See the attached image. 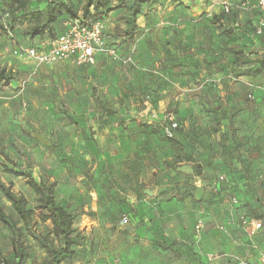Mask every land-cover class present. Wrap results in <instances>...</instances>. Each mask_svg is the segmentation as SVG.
I'll return each instance as SVG.
<instances>
[{
	"label": "rangeland",
	"instance_id": "1",
	"mask_svg": "<svg viewBox=\"0 0 264 264\" xmlns=\"http://www.w3.org/2000/svg\"><path fill=\"white\" fill-rule=\"evenodd\" d=\"M129 1L105 0L107 6L91 7L88 18L102 24L122 54L147 62L148 39L138 49L135 37H126ZM158 1L136 0L138 24L166 15V4L158 6ZM74 2L84 15L87 0ZM18 3L0 0L4 24ZM246 3V9L242 0L230 4L232 13L222 17L230 26L226 34L234 33L236 22L242 33H254L259 11L254 2ZM28 5L47 6L42 0ZM31 26H16V41L4 32L0 38V66L13 78L0 83V205L22 228L16 237L0 221V256L8 264H45L50 242L63 244L49 234L51 223L39 218L38 195L25 177L5 172L8 166L55 183L57 201L75 213L73 248L79 256L62 264H264V50L221 51L206 69L192 71L188 81L172 74L159 86L167 103L157 106L142 81L144 70L135 63L103 57L90 67L75 62L39 66L25 60L20 45L38 41L28 38ZM55 27L60 31L62 22ZM260 43L264 47V37ZM189 59V54L179 58ZM218 70L219 81H211ZM89 74L94 82L85 81ZM117 74L126 80H117ZM95 82L107 91L97 87L92 96H107L123 113L88 114L98 109L86 102ZM75 83L82 85L80 92ZM170 118L184 125L177 132L180 142L163 133L162 124ZM1 185L36 210L28 225ZM130 196L135 203L127 201ZM120 205L125 210L118 211ZM253 219L262 223L255 234L244 223ZM194 245L206 250L207 260L192 253Z\"/></svg>",
	"mask_w": 264,
	"mask_h": 264
},
{
	"label": "crops",
	"instance_id": "2",
	"mask_svg": "<svg viewBox=\"0 0 264 264\" xmlns=\"http://www.w3.org/2000/svg\"><path fill=\"white\" fill-rule=\"evenodd\" d=\"M172 1L173 0L158 1V6H161L162 3L166 4L165 7L168 12L165 16L154 15L149 19H144L140 24H138V34L135 37L134 43L136 48L141 49V44L144 39H148L150 42L149 46L151 47H149L148 61L144 62L139 59V63L135 61V66L144 70L142 74V81L146 82L148 85L147 89L151 92L157 102V106H159V104L160 106H165L167 103L166 99L163 98L164 95L162 90L159 89V86H162L163 83L170 80L172 78V74H180L179 78L181 82L184 80L188 81L192 71L206 69L211 61H215L219 58L218 56L221 51L242 50L244 52H253L254 50H252V47H255V50H260V53L262 54L264 50L262 43L259 44L260 38L257 36L250 33H242V31L235 28H233L234 33L232 35H228L224 32L225 30H228L230 26L222 20L224 27L221 28V24L218 19L215 20L216 16L223 11L225 5L233 4L235 3V0ZM248 2L250 3V1ZM232 27H234V24H232ZM181 54H189L191 59L188 61L179 60ZM135 55L137 58L140 57V53L138 54L135 52ZM103 57L104 56L99 55L96 62L103 59ZM70 62L74 63L73 61H69L58 64L61 65ZM214 64L212 65V67L214 66L212 71L215 73L216 68ZM217 64L219 65L220 62ZM85 67H90V65H85ZM214 73L212 74L214 75ZM122 75L123 74H117L116 79L124 82L126 78ZM216 75L218 78H212L211 81H219V78L221 77L219 70ZM85 81L94 82L95 80L93 75L89 74V76L86 75ZM76 86L79 87L78 91L80 92L82 85L80 83H75L74 87ZM97 87H99L100 90L107 91V87H104L103 83L95 82L94 88L92 87V90L87 93L88 101L86 102H88V105H93L94 103L97 105L96 107H98V109L96 111L93 109L88 114L91 116L96 114L98 118L99 116H104L103 118H106L108 109L117 110L119 114L123 113V110H119L118 107L113 108V104L108 102L107 96L102 95L100 99L93 97V92L94 94L96 93ZM151 108L152 106H149L148 109L150 110ZM127 201L135 203L136 198L130 196ZM132 205L135 207L134 204ZM120 207L122 206L120 205L116 209L120 211ZM94 208L99 210L100 207L92 205L91 209ZM122 209L125 210V207L123 206ZM175 235H179V233H176ZM191 247L192 253H194L196 257L201 256V260L208 259L205 252L206 250H203L202 247L195 245Z\"/></svg>",
	"mask_w": 264,
	"mask_h": 264
},
{
	"label": "trees",
	"instance_id": "3",
	"mask_svg": "<svg viewBox=\"0 0 264 264\" xmlns=\"http://www.w3.org/2000/svg\"><path fill=\"white\" fill-rule=\"evenodd\" d=\"M28 1L29 0H19L17 8L10 15V21L8 24H4L0 20V36H2V32H4L8 34L10 38L15 40V37L13 36V31L16 26L31 24L32 26L28 29L27 32L28 38H31L33 40L37 37L38 41L37 43L34 42L30 45H38L43 41L56 39L61 33H63L65 29V23L71 19L79 18L89 23L97 22L88 18L90 14V8L94 7L96 11H98L100 8L103 9L107 6L105 0H87L84 9V15L81 16L79 15V12L75 7L74 0H42V2L46 3L47 5L45 10L40 8H33L31 5H28ZM236 1L237 0H235V2ZM246 1H252L255 3V0H242V4L246 3ZM128 5L131 13V20L130 30L126 32V37L129 39H134V37H136L135 33L139 29L137 17L141 13V9L136 5V0H130ZM110 11L111 8H106V12ZM226 13L230 14L232 13V10H230V12H227L224 7L223 12L218 14L215 20L218 19L219 22H222V20L224 21L222 17H224ZM60 21L62 22V28L60 31L56 32L55 25ZM238 24L240 25L239 27H237ZM256 26L253 35L257 36L258 38L264 37V34L256 35ZM232 28L242 31L241 24L239 22L234 23V27ZM226 31L230 30L228 29L225 30V32ZM104 34L108 43L110 45L116 46L108 40L105 31ZM127 54L128 53H125L124 55ZM12 80L13 78L8 72V70L0 66V83H10ZM113 111L114 112L112 114L117 115L116 110ZM176 121L179 122L180 126L175 130L173 138H169L165 134V120L162 124V130L167 138L174 139L175 141L180 142V140L177 138V132L183 129L184 125L179 120ZM11 162L14 165L16 164L13 160ZM5 172L13 174L15 176H23L26 178L27 185H29V187L34 190V192L39 197V218L44 222L49 221L52 225L49 234L53 235L58 240H62L63 242L62 245L58 246H54L53 241L50 242L52 246L50 251L51 254L45 264H62L66 260L74 261L75 259H77L79 254L73 248V245L75 244L73 232L75 229L74 227L76 225V215L73 211H69L66 207H64L57 201L55 191L56 184H48L44 181H38L34 178L31 172L17 171L13 168H9L8 166H5ZM1 190L3 191L5 197L12 203V206L14 210L18 213L20 219L26 225H28L32 220V216L36 213V210L29 207V202L27 198H25L24 196L15 195L11 191L10 186L6 188L5 185H1ZM0 221L12 231L14 236H21L22 228L19 226L18 221L14 219V217H12L10 214H8L1 205ZM0 259H4L8 264V260H6V258H4L3 256H0Z\"/></svg>",
	"mask_w": 264,
	"mask_h": 264
},
{
	"label": "built area",
	"instance_id": "4",
	"mask_svg": "<svg viewBox=\"0 0 264 264\" xmlns=\"http://www.w3.org/2000/svg\"><path fill=\"white\" fill-rule=\"evenodd\" d=\"M255 7L259 11L256 35L264 34V0H255ZM247 8V3H243ZM230 12V4L225 5ZM240 25L238 24L237 27ZM12 36V35H11ZM13 37V36H12ZM25 60L33 61L39 66H52L62 62L73 61L78 66L93 65L99 55L108 57L123 64H134L132 54L124 55L116 46L110 45L104 34V27L100 22L89 23L75 18L65 23V29L56 39L43 41L38 45H20ZM179 122L174 118L165 120L164 131L167 137L173 138ZM251 234H255L261 227L260 220H245ZM198 230L201 225L197 226ZM0 264H7L0 259Z\"/></svg>",
	"mask_w": 264,
	"mask_h": 264
},
{
	"label": "water",
	"instance_id": "5",
	"mask_svg": "<svg viewBox=\"0 0 264 264\" xmlns=\"http://www.w3.org/2000/svg\"><path fill=\"white\" fill-rule=\"evenodd\" d=\"M202 172H203V169H202V165H198V170H197V173L198 174H202Z\"/></svg>",
	"mask_w": 264,
	"mask_h": 264
}]
</instances>
